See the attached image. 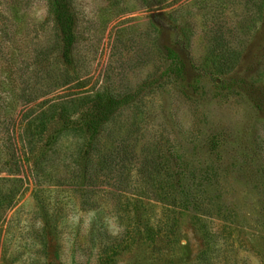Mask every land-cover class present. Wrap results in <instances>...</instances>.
Wrapping results in <instances>:
<instances>
[{"label": "rangeland", "instance_id": "rangeland-1", "mask_svg": "<svg viewBox=\"0 0 264 264\" xmlns=\"http://www.w3.org/2000/svg\"><path fill=\"white\" fill-rule=\"evenodd\" d=\"M0 264H264V0H0Z\"/></svg>", "mask_w": 264, "mask_h": 264}, {"label": "trees", "instance_id": "trees-1", "mask_svg": "<svg viewBox=\"0 0 264 264\" xmlns=\"http://www.w3.org/2000/svg\"><path fill=\"white\" fill-rule=\"evenodd\" d=\"M107 91V92H106ZM104 91V94L102 95V93L100 92H97L94 96L95 99H98V110H97V113L101 116L99 118V122H101L100 119H105V123H102L101 126H100V134H99V138L101 139H106L109 140L110 136L112 134H115L114 130H111V128H108V123L111 122V120L116 117L117 115V111L116 112H111V113H108L105 111L103 104H102V97L104 98V101L107 99L108 102H113V100H115V96L114 95V92H111L112 90H106ZM113 94V95H112ZM93 101V100H92ZM91 101V108H93L94 104H92L93 102ZM32 102V100L30 101ZM107 102V103H108ZM86 102H84V99L79 101V102H76L73 106V108H70V105H67L64 103V102H50L47 104L44 102L43 104V107L40 108L38 111H35L39 116L43 117V118H50L54 115H56L59 111L62 110V112L66 115H77L79 114L80 112H82L84 110V105H85ZM46 104V105H45ZM89 105V104H88ZM90 108V109H91ZM61 109V110H60ZM96 114V115H98ZM108 121V122H107ZM107 122V123H106ZM116 123V122H115ZM96 138L93 139V142H92V145H94V143L96 142ZM98 143V142H97ZM122 144V146H121ZM125 144V141L123 140H120L119 143H116V144H113L112 142L110 143V146L107 147V149L105 150V147H103V155L104 154H108L110 152H114L116 151L118 154H119V158H121L123 160V163L125 162H129L131 159L129 157L128 154L125 153L124 149L127 150V147H124L123 145ZM105 158V156L103 157ZM152 158V157H150ZM155 160V158H154ZM127 164V163H125ZM140 170H143V172H150L149 173V176L151 179H153V176H160L161 177V168H158V166L156 165V163H154L151 159L149 160V162L147 161V164L145 165V167L142 169L140 168ZM153 182H151L150 185H152V187L154 186V184H152Z\"/></svg>", "mask_w": 264, "mask_h": 264}]
</instances>
